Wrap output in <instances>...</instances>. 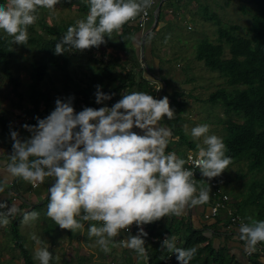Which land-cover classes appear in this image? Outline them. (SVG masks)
<instances>
[{
	"label": "clouds",
	"instance_id": "1",
	"mask_svg": "<svg viewBox=\"0 0 264 264\" xmlns=\"http://www.w3.org/2000/svg\"><path fill=\"white\" fill-rule=\"evenodd\" d=\"M60 0H0V32L16 44L26 45L28 27L34 25L42 8L54 10ZM88 12L69 24L56 42V54L66 49L84 50L107 43L106 37L122 25L146 12L153 0H86ZM161 84L157 86L158 90ZM95 85L94 97L100 107L84 106L77 111L73 95L54 101L55 107L36 123H24L30 133L21 136L10 129L12 151L7 161L0 160L10 176L38 186H47V210L61 228L82 230L95 237L104 252H110L121 231V247L133 249L137 256L147 255L143 225L169 215H182L189 204H202L210 198V185L200 187L194 171L185 167L184 157L166 151L172 130L162 121L172 119L174 109L168 96L157 98L147 91H130L111 106L104 103L115 93ZM164 90V89H163ZM190 135L196 144L195 165L203 177L212 178L228 168L232 157L221 136L210 132L207 123L196 124ZM192 159V157H189ZM6 182L0 179V193ZM21 214L25 223L35 221L40 213L21 209L16 203L0 200V226ZM242 222L238 227L246 248L264 242V219ZM98 222V223H97ZM135 222L137 233L130 232ZM34 257L39 264L54 259L49 243L36 233ZM161 245L176 253L179 264H190L197 248L177 247L176 237L167 235Z\"/></svg>",
	"mask_w": 264,
	"mask_h": 264
},
{
	"label": "trees",
	"instance_id": "2",
	"mask_svg": "<svg viewBox=\"0 0 264 264\" xmlns=\"http://www.w3.org/2000/svg\"><path fill=\"white\" fill-rule=\"evenodd\" d=\"M61 1L70 7L76 5L77 9L84 13L83 17L86 16L88 12L86 0ZM164 1L171 0H157L160 3L157 21L161 18ZM251 1L255 5V13L252 16L247 35L240 34L236 24L221 26L214 13L208 7H203L205 19L211 20L217 25V38L215 42L209 39L197 40L195 59L202 61L209 69L218 72L226 84L232 87L230 89L217 88L208 96L210 103L222 105L226 115L223 140L227 146L226 155L232 157L230 163L244 160L250 170L260 172L264 170V0ZM137 17L122 25L119 32L113 31L110 38L106 37L107 43L101 44L98 48L92 46L84 50L66 49L64 53L60 54L55 53V44L67 26L74 22L53 26L39 21L45 35L52 36L46 37L41 33L29 34L27 43L42 53L31 60L28 72L30 81L25 83L22 90L17 89L21 85V80L11 70L15 56V43L11 36L0 32V74L6 77L11 84V90L16 96V100L12 104L22 110L24 118L28 119L27 123L35 124V116L38 115L42 118L44 114L47 115L53 109L49 94L40 88V83L49 68L61 70L65 83L71 81L73 88L65 89L64 94L65 96L73 95V101L76 102L83 100V107L98 108L102 106L95 101L96 84H101L102 90L105 92L115 93L111 97L112 99H120L122 94L130 91H147L155 95L150 78L155 79L156 73L148 66L144 49L142 60L147 65V69L144 71L146 75L137 76V71H135V67L141 65L142 62L137 58L133 45L134 38L140 36V26L135 22ZM156 27L157 24L152 31ZM154 35L156 34H153L152 37V32H150L141 37L144 38L143 43L148 37L156 38ZM225 47L229 53L228 56L223 55ZM120 51L124 52V58L119 54ZM71 62L73 67L71 71H68L67 65ZM83 67L88 70L84 85L80 83L83 80L81 76L79 81L73 80L72 77L73 73L84 71ZM159 79L164 83L163 88L165 87L166 91L168 88L167 79L163 76H159ZM238 85L243 87H237ZM179 95L180 93L173 91L170 102L180 111L184 107V101L177 99ZM73 106L76 109V105ZM10 129L12 128L8 126L6 118L0 116V136L7 141L8 147L12 151ZM171 130L172 137L182 133V129L177 125L172 126ZM166 149L169 150V146ZM10 153H6L7 159ZM30 187L23 179L14 177L8 193H16L21 203L18 205L19 208L26 204L25 194L30 190ZM244 205L243 202L235 203V212L238 215H240L238 213L240 209L244 215L246 214ZM226 222L227 218L221 213L214 220V227ZM135 226H130V232L133 235L137 233ZM144 229L148 233L144 237L147 249L144 264H179L176 259L177 254H172L171 250L161 245L162 239L167 235L169 238L175 236L178 239L177 247L187 248L205 242L204 245L196 247L197 253L190 264H260L258 255H253L250 257L251 263H246V261L237 259L236 255L230 252L225 245H215L206 235L205 228L195 227L185 216L181 218H177L176 215L161 217L159 220L145 224ZM11 233L15 245L20 251L23 264H34L28 250L24 247V241L22 238L20 239L19 222L16 218L11 221ZM262 243L264 244V242Z\"/></svg>",
	"mask_w": 264,
	"mask_h": 264
},
{
	"label": "rangeland",
	"instance_id": "3",
	"mask_svg": "<svg viewBox=\"0 0 264 264\" xmlns=\"http://www.w3.org/2000/svg\"><path fill=\"white\" fill-rule=\"evenodd\" d=\"M203 7H208L209 10L214 13L216 18L220 21L221 26L236 24L239 33L242 35L248 34V27L251 23L252 16L255 13V5L251 0H191L190 2L189 0L164 1L160 15V19L163 22L159 20V24L162 26L159 29L156 27V29L151 32L152 37L153 34H156L154 36H156L157 39L162 38L161 41L166 40L167 44L161 45L158 42L157 44L155 43V51H162V46H166L167 51L170 52L183 50V58H187L189 64L192 66L182 77L177 76L175 78L172 76L174 68L170 70L167 69L168 71L165 72L167 73L166 75L172 76L171 85L175 91L180 93L177 99L184 101V107L180 111L172 105V102H169L170 107L174 109L175 115L170 120L165 119L166 123L164 124L171 129L172 126L177 125L182 129V133L181 135L174 136L175 139L170 140L168 146L172 150L177 146V149L182 150L184 153L188 149L197 152L196 144L198 142L202 143V138L198 141L194 140L190 135L191 128L196 124H209L210 132L223 138L225 134L224 121L226 115L223 112L222 105L220 103H210L208 101V96L217 88H232L226 84L224 78L220 76L218 72L209 69L202 61L195 59V46L197 40L209 39L215 42L217 38V25L215 22L205 19ZM83 16L84 13L80 12L76 5L70 7L60 0V3L55 6L54 10H49L47 8L40 9L36 23L28 27V32L33 35L41 33L46 37H50L52 35H45L46 33H44V30L41 28L39 21L45 22L47 25L59 26L67 22L75 23L77 19L84 18ZM164 21L167 26H165ZM115 31L119 32V30ZM140 35L143 36V34ZM156 38L153 39L157 40ZM178 39L184 41V43L179 44L176 42ZM39 53H42V51L33 49L29 43L26 45L15 44V56L12 61L11 70L12 73L15 76L17 75L21 80V85H19L17 89L22 90L25 83L30 81L28 72L31 60ZM223 55H229L226 47ZM187 60L185 59L181 64L175 66L176 70L181 68ZM166 66H168V63ZM72 67V62L68 63L67 70L71 71ZM82 69L84 71L73 73L72 77L73 80L79 81V77L81 76L83 80L80 81V83L84 85L88 70H86L85 67ZM153 80L155 79L150 80V82ZM151 86L154 87L153 84H151ZM237 87L241 88L243 86L238 85ZM40 88L49 94L52 101V108H54L55 99L58 96L61 98L67 97L68 95L65 96L64 90H70L73 87L71 81H68L67 83L63 81L61 70L49 68L47 74L40 83ZM15 100L16 96L11 90V84L6 77L0 74V116L6 118L8 126L12 129H21L20 132L23 130L21 135L30 134L22 127L24 123H27L28 119L24 118L22 110L17 109L12 104ZM73 105H76L75 110L79 111V109L83 108L84 103L83 100L78 102L73 101ZM44 116L46 115L44 114ZM237 120L240 119L238 118ZM6 149V153L11 152L7 141L0 136V153H2L4 157H7V154L3 152V150ZM201 177L199 184L204 178L205 180L207 178L202 175ZM209 180L217 181L221 188L231 198L235 199L239 204L242 202L245 204L244 210L246 211V214H243L242 209H240L238 213L243 217L245 216L244 219L248 222H250L249 217L252 219H264V170L255 172L248 168L246 161H233L220 175L212 177ZM206 204L207 202L202 205L206 206ZM132 225L135 226V222H133ZM135 227L137 228V226ZM143 227H145V225H143ZM30 231L31 229L24 226V222L21 220L19 226L20 239L22 238L24 241V247L29 249L31 256L34 258V262H36V258L30 247L31 241L28 236H26V233L29 234ZM81 232L84 235H81L79 239L80 249L76 248V250L70 255L68 249L64 251L59 249L61 246L59 236H55V239H53L54 237L52 238L49 250L53 251L54 259L50 264H144L146 262L145 255L137 256L133 249H126L127 247H121L119 245V239L126 238L128 235V233L123 230L121 231V236L116 238V245L110 246L111 251L107 253L96 243H94L96 244L94 246L91 244L94 237L91 238L88 236L87 225H85V228L82 229ZM80 233L78 232L77 234L80 235ZM6 236V241L1 247L3 250L2 252L10 255V258L6 261L5 258H0V264H23V260H21V263H17L16 259L18 258L16 256L18 253L16 247L11 245L8 239L10 236ZM12 240H14V238H12ZM118 246H120V248H118ZM0 257L5 256L0 254ZM34 264H39V261Z\"/></svg>",
	"mask_w": 264,
	"mask_h": 264
},
{
	"label": "crops",
	"instance_id": "4",
	"mask_svg": "<svg viewBox=\"0 0 264 264\" xmlns=\"http://www.w3.org/2000/svg\"><path fill=\"white\" fill-rule=\"evenodd\" d=\"M161 26L162 25L159 24V21H158L157 29H159ZM165 26H167L166 22H165ZM141 37H143V36L140 35L138 37H135L134 41H133L136 56H137V58H139L140 50L144 49V54L146 57L147 64L156 73L155 79L160 81L159 76H163L167 79L168 88L166 89V91L164 90V92H162L161 97L165 96V95L168 96L169 102H170L171 101V93L173 91H175L171 85L172 76L175 78L177 76L182 77L183 75H185L187 73V70L191 69L192 66L189 64V60H187V58H183L184 57L183 50L170 52V51H167L166 46H162V48H161L162 51H160V52L155 51L156 47L154 44L155 43L157 44V42H158L161 45H166L167 44L166 40L161 41L162 38H159V39L156 38L157 40H154V39H151V37H148V38H146V40L143 43L144 38H141ZM176 42H178L179 44L184 43V41H180L179 39ZM119 54L123 58L125 57V54L123 51H120ZM183 59L184 60L186 59L187 61L184 62V64L182 65L181 68L176 70L175 66L181 64L182 61H184ZM167 63H168V66H166ZM146 66L147 65L144 63V66L140 65L139 67H135V71H137L136 75L137 76L146 75L144 72L145 69H147ZM167 69H169V70L173 69L172 76L166 75L167 73H165V72L168 71ZM150 80H152V78H150ZM164 89H165V87H164ZM163 121H162L163 123H166L165 120H163ZM174 139H175V137H172L171 140H174ZM175 147L176 148H174L173 150L178 151L179 154H184V152H182V150L177 149V146H175ZM169 150H172V149H169ZM166 151H168V149H166ZM3 152L6 153L7 149L3 150ZM0 160L7 161V158H6V156L4 157L2 153H0ZM199 178L200 179L202 178L201 175ZM0 179L5 180V182H6V191L4 193H0V200H8L9 203L14 202L17 205H20L21 204L20 199H18V197L13 199V194H10L11 192L8 193V191L10 189L9 183L14 179V177L10 176L3 168H0ZM51 183H52V181L49 180L46 183L39 184L35 188L30 187V190L25 194L26 204L22 205L21 209H24L27 211L35 209L40 213L39 217L35 221L28 222V223L24 222V226L28 227V229H31L29 234L26 233V236H28L29 240L31 241L30 247H31V251H33V253H34L35 243L31 239L32 233H36L43 240L48 242L49 247L51 246L50 243L52 241V238L54 237L53 239H55V236H59L60 240H61V246L59 247V249H61L63 251L68 249L69 250L68 253L70 255L72 252H74L76 250V248L80 249L79 239H80V236L84 235V234L81 232V230L72 231L70 229L61 228L50 217H48L46 215L47 203H48V201H47V186H48V184H51ZM27 184L30 186L29 182H27ZM199 185L201 187H206L205 178L201 181V183ZM202 204H196V205L189 204L185 207L183 214L182 215H176V217L181 218L182 216H185L186 218H188L190 220V222L195 227L205 228L206 235L209 237V239H211L213 241V243L215 245H225L226 247H228L230 252H233L236 255L237 259L242 260V261H247V259L245 257V253H244L245 248H246L245 247L246 242L244 240H242L236 234H232V233H228V232L224 231L222 229V225L217 224V226L214 227V225H215L214 219H205L204 218L203 214L206 210V206L202 205ZM14 218L17 219V221L19 222V226H20V221L22 220L21 214L17 213ZM12 219L10 220L9 224L4 225V226H0V254L5 256V257H0V258H2V259L5 258V261L8 260V258H10V255L2 252L3 250L1 247V245H3V243H5V241H6V237H7L6 235L10 236V238H8V239H9L11 245H14V247H16L14 240H12V238H13L12 233H11V221H12ZM78 232L79 233L81 232L80 235L77 234ZM182 232H183V230H182ZM95 239L96 238L94 237L91 241V244L93 246L96 245V244H94ZM177 240L178 239H176V241ZM204 244H205V242L203 244H195V247H198V246H201ZM118 248H120V246H118ZM126 249H129V248H126ZM27 250L30 254L29 249H27ZM16 251L18 253L16 256L18 258V259H16L17 263H21L22 257H21L20 251L17 247H16ZM30 256H31V254H30ZM258 258L260 260V264H264V254H262V255L259 254ZM31 259L33 260V263H36L38 261L36 259V262H34V258L32 256H31ZM133 260H134V258H133Z\"/></svg>",
	"mask_w": 264,
	"mask_h": 264
},
{
	"label": "built area",
	"instance_id": "5",
	"mask_svg": "<svg viewBox=\"0 0 264 264\" xmlns=\"http://www.w3.org/2000/svg\"><path fill=\"white\" fill-rule=\"evenodd\" d=\"M160 7V3L157 2V0H153L152 5L147 9L146 12H142L138 17L136 18L135 22L140 26V34H143L145 36L147 33H150L153 29V27L157 24V19H158V10ZM134 20V19H132ZM142 55H143V49L140 50L139 52V58L142 61L141 65L144 66L143 60H142ZM151 84L154 85V90H155V96L157 98H160L163 92V86L164 83L162 81H159L157 79L153 80L150 82ZM159 83L162 85L161 88L157 89V86ZM117 98L114 99H109L107 101H104L105 104L108 106H111L115 101H117ZM168 151H175L177 155L182 156L186 160L185 167H190L194 171V177L193 179L196 182L197 189L201 187L199 185V180H200V171L199 168L195 165L194 159L196 152H194L191 149H188L184 154H179L178 151L176 150H168ZM189 157H192V159H189ZM13 181V180H12ZM12 181L9 183V186H12ZM31 188H35L36 186H33V184L29 183ZM205 184L210 185V198L207 201L206 204V210L203 214L205 219H217L221 213L225 215L227 218V222L222 225V229L228 233L236 234L237 236L240 237V233L238 232V227L242 222H248L246 219H244L241 215H238L235 212V203L237 202L235 199L231 198L218 184L217 181L215 180H209L206 178ZM18 197L15 194H13V199ZM165 238V237H164ZM163 238V239H164ZM155 239V238H154ZM162 239V240H163ZM153 240V239H152ZM178 243V240L176 241V244ZM245 257L247 259L246 263H251L250 257L253 255H262L264 254V244L262 242H258L254 249L252 248H245ZM175 254V253H172Z\"/></svg>",
	"mask_w": 264,
	"mask_h": 264
}]
</instances>
